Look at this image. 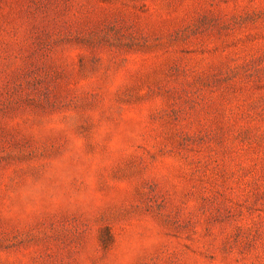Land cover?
I'll return each instance as SVG.
<instances>
[{"label": "rangeland", "instance_id": "obj_1", "mask_svg": "<svg viewBox=\"0 0 264 264\" xmlns=\"http://www.w3.org/2000/svg\"><path fill=\"white\" fill-rule=\"evenodd\" d=\"M0 264H264V0H0Z\"/></svg>", "mask_w": 264, "mask_h": 264}]
</instances>
